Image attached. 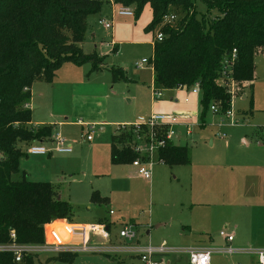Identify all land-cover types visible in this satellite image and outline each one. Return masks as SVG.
Returning a JSON list of instances; mask_svg holds the SVG:
<instances>
[{"label": "rangeland", "instance_id": "obj_1", "mask_svg": "<svg viewBox=\"0 0 264 264\" xmlns=\"http://www.w3.org/2000/svg\"><path fill=\"white\" fill-rule=\"evenodd\" d=\"M112 1L115 8L124 7L123 4ZM128 8L134 16L116 17L112 30H107L97 23L98 19L109 18V4L102 5L99 14L86 19L81 50L84 54L94 53L98 58H102L105 70L92 72L90 63L81 66L71 64L70 68L77 67L86 79L90 76H96L97 79L90 85L93 91H82L80 87V94L87 98L76 101L80 104L86 101L85 106L82 107V104L78 107L76 104L72 113L59 120L68 123L60 127V133L62 139L70 143L71 153H52L49 158L43 157L51 161L52 186L60 199L72 205L71 224H110L108 243L105 244L100 237L91 236V244L118 246L136 243L155 248L164 246L168 249L205 247L213 250L211 264H255L252 255L240 251L264 248V224L253 226L256 210L251 207L245 209L241 206V201L247 199L249 204V201L254 199L257 204L264 206L262 56L256 55L254 59L253 82L235 85L229 111L234 113V120L238 123L230 125L225 122L217 127L216 116L209 112L204 119V125L193 128L192 136L187 139L190 165L170 168L155 160L150 181L141 178L137 169L131 165L110 167L106 146L101 144L110 139L113 128L103 126L105 132L100 133V126L94 125L93 133L90 132L93 141L88 143L84 140L86 128L82 131L80 126L73 124L77 121L85 122L86 118L93 116L103 119L113 107L132 108L136 107V103L143 106V111L140 112L143 118L137 120V123L149 117L144 108L146 99H154L150 66L136 70L134 65L142 59L150 60L152 41L162 24L159 23L147 31L152 23L150 5L145 4L141 10L136 5ZM196 11L198 17L205 13L199 1H196ZM213 16L215 14L211 18ZM179 18L177 17V20ZM110 69H121L125 72L126 80L114 84L118 85V88L111 83ZM163 97L168 99L169 94H163ZM129 100L132 104L128 103ZM95 104H100V107ZM199 114L201 116V107ZM129 129L130 127L116 129L117 136L129 132ZM256 132L258 138H255V144L251 139ZM222 135L225 136L223 140L220 138ZM243 138L249 142L251 140L249 147L242 144ZM93 144L99 147L92 150L90 147ZM117 146L121 148L120 143ZM44 147L53 150L55 144L46 143ZM19 148L25 151L24 145H19ZM233 158L235 160L231 162ZM25 161L29 166L33 165L41 171L46 169V172H49L47 163H35L30 156L24 157ZM260 164L262 165L259 167ZM231 165L235 168L230 170ZM108 168L111 170L109 174L106 173ZM207 173H213L208 175H214L213 180L207 182ZM228 174H232L233 182L228 180ZM95 191L107 197L109 202L103 205L90 203V194ZM109 211L114 215L110 216ZM256 212L264 216L263 208ZM126 224L134 226L137 242L127 243L119 239V231ZM220 232L234 238L231 248L236 252L230 255L219 252L225 248V243L219 236ZM73 241L77 242L78 238L75 237ZM44 242L49 243L46 231ZM117 258L126 259L124 256ZM113 259V256L103 254L79 253L72 258L70 264H115ZM132 259L134 264H139L135 258ZM162 260L165 263L188 264L185 254L169 253L162 256ZM33 264L65 263L59 262L57 255L43 252L34 256Z\"/></svg>", "mask_w": 264, "mask_h": 264}, {"label": "trees", "instance_id": "obj_2", "mask_svg": "<svg viewBox=\"0 0 264 264\" xmlns=\"http://www.w3.org/2000/svg\"><path fill=\"white\" fill-rule=\"evenodd\" d=\"M139 10L149 4L152 23L147 31L161 23L164 16L180 17L159 30L161 42L152 46L150 68L154 90H189L200 87L201 125L216 105L220 113L230 109L231 95L221 82V66L233 50L236 61L230 78L236 85L254 79V59L264 57V0H115ZM196 1L205 9L198 17ZM103 0H0V245L9 234L16 243L40 246L44 227L53 221L71 224L72 207L62 201L49 183H33L19 170V160L33 143L52 137L51 127L33 128L29 89L34 83L51 84L65 63L75 66L90 63L92 72L104 70L102 58L84 54L81 43L86 19L101 12ZM215 14L211 18V16ZM113 83L125 81V72L110 69ZM133 128L111 137L110 163L131 165L138 155L131 148ZM145 132V128H143ZM161 134L164 133L160 132ZM120 143L121 148L117 145ZM159 163L168 166L190 165L189 150L166 141L157 151ZM107 198L98 192L90 203L103 205ZM58 261L70 264L76 255L58 254ZM24 256L21 264H33ZM10 253H0V264H14Z\"/></svg>", "mask_w": 264, "mask_h": 264}, {"label": "built area", "instance_id": "obj_3", "mask_svg": "<svg viewBox=\"0 0 264 264\" xmlns=\"http://www.w3.org/2000/svg\"><path fill=\"white\" fill-rule=\"evenodd\" d=\"M83 1H94V0H83ZM105 4L111 5V14L108 19H98V24L107 29L112 30L114 26V20L116 17L120 18H132L134 13L128 7H117L115 8L112 0H103ZM108 1V2H107ZM177 18L173 15L164 16L161 24L170 25L176 22ZM161 26V28H162ZM163 35L158 31L156 32L152 44L155 42H161ZM236 61V51L233 50L231 54L225 58L222 62L221 82L225 83L228 93L231 97L234 95L235 83L231 81L230 73L231 69ZM150 66V60L142 59L135 63L134 68L141 70L145 66ZM176 89L187 91L195 96L200 95L199 83H196L189 90H186L182 86H178ZM162 97L160 90H153V100H160ZM210 113L213 115H219L223 119L228 121V124L235 125L238 122L234 120V114L232 111H227L222 114L216 105L211 106ZM171 120V115L156 114L149 117L147 120H142L133 126V139L131 141V148L138 155L131 166L137 169V174L144 180L150 181L152 177L153 162L158 161L157 151L164 146L166 141H171L174 136L172 125L168 124ZM145 128V132L143 130ZM161 134L160 132H163ZM91 130L85 132L84 140L90 142L92 140ZM83 138V136H82ZM224 138V136H222ZM51 143L55 144L53 150L46 149L42 143L32 144L26 148V156H47L53 152L57 154H69L71 153V146L67 145L66 142L58 135L55 134L51 137ZM110 216L113 215L112 211L108 213ZM109 224L108 223H97L91 225H85L75 227L69 224L67 221H53L44 227L49 239V243L40 246H27L16 243V236L14 232L9 234V243L6 245H0V253H10L14 264H21L24 256H36L43 252L53 253L54 255L68 253L77 255L79 253H93L103 254L106 256L126 258H135L140 264H167L162 260V256H166L169 253L185 254L187 257L188 264H211L212 250H200V249H168L164 246L158 248L152 247L151 245H139V244H119L118 246L110 245H96L91 244V236L100 237L103 241L108 243L109 241ZM220 238L226 243L224 249L219 250L222 254H233L236 250L230 247L233 241L231 235H227L224 232L219 233ZM78 238L77 242H74V238ZM119 239L123 242H134L136 240L135 228L131 224H126L122 227L118 234ZM238 252V251H237ZM241 253L252 254L255 256L256 264H264V249L255 250H244Z\"/></svg>", "mask_w": 264, "mask_h": 264}, {"label": "crops", "instance_id": "obj_4", "mask_svg": "<svg viewBox=\"0 0 264 264\" xmlns=\"http://www.w3.org/2000/svg\"><path fill=\"white\" fill-rule=\"evenodd\" d=\"M152 46H153V44H152ZM258 55L262 56L261 54H258ZM263 59H264V57H263ZM71 66H72L71 64H64L56 72L55 78L51 84H45V83L37 82V83H34L31 86V88L29 89L30 100H29V103L27 104L26 107H27V109H29L31 111V122L29 124L31 127H33V128L51 127L52 136H54L55 134H58L62 138V135L60 133V127H63L64 124H68V123H64V122H61L59 120L63 116H66L67 114L69 115L70 113H72V110L76 106V104L78 107L80 105L84 104V105H82V107H84L85 103H87L86 101H84L83 103L80 104L79 102L76 101V100H82L85 97L87 98V96H85L84 94H80L81 93V92H79L80 87H82V91H87V90L93 91L92 88H90V85L93 84V82L97 79V77L96 76H90L89 79H86L83 76V74H81L82 72H80V70L77 69V67H75L76 68L75 69L74 67L70 68ZM149 70L151 72L152 87L154 88L152 69L149 68ZM99 72H101V71H99ZM111 81H112V77H111ZM111 83L113 84V86H115L114 84H118L120 82H118V83L111 82ZM108 85H109V82H108ZM115 87L118 88V85H116ZM111 89H114V88L111 87ZM160 91L162 94V97L160 100L153 101L152 99L151 100L146 99V103H145L146 105H145L144 111L146 114H149V117H151L152 115H156V114L171 115V120L168 123V124L172 125L171 127L174 131V136L171 139V142L176 146H185L188 148L187 139L192 136V129L196 128L198 126H201L200 120H199V117H200V114H199L200 95L195 96V95H193L187 91L178 90V89L160 90ZM166 93L169 94L168 99H165L163 97V94H166ZM136 102H137V100H136ZM128 103L132 104V101L129 100ZM88 104H91V102H88ZM135 105H136V107L133 106L132 108H128V107L127 108H125V107L114 108L113 107L112 110L107 111L106 118H110L107 120L105 117L103 119H99V117L93 116L90 118L89 117L86 118L87 121H85V122L77 121L73 124L80 126L82 131L84 128H86L84 130V132H88L90 130L93 132L94 125L100 126V129H99L100 133L105 132L103 126H108V127L113 128L112 129L113 131L110 135V139H107V141H105L101 144L102 146H106V153L108 152V158H109V163H110L111 137L113 135H115L116 129H118L120 127L124 128V127L133 126V125L137 124V120L143 118L140 115V112L143 111V106L142 105L139 106L138 103H136ZM95 106L100 107V104H95ZM92 109H93V106H92ZM215 116L217 118L215 126L220 127L219 125L225 124V122L228 123L226 119H223L221 117L219 118L218 115H215ZM89 124H93V125L90 126ZM222 136H224V135H222ZM222 136H220V138H222ZM256 137L258 138L257 132L253 135V137L251 139L255 144H256V142L254 140ZM223 139L224 138H222V140ZM251 140L249 142V141H247L246 138H243L242 144L244 146L249 147V145L251 144ZM92 141H93V138L90 142H92ZM65 142L67 145H70L69 142H67V141H65ZM90 142H88V143H90ZM46 143H51V140H48L45 143L42 142V145L44 146V144H46ZM33 144L35 145L36 143H33ZM97 144L96 145L93 144L90 148H92V150H94L95 147H99V145H97ZM211 145H213L212 142H211ZM53 153H55V152H53ZM55 154H57V153H55ZM51 155L52 154H49L47 156H30V157H32V161L35 163H41V164L45 163V165L47 163L49 166L48 167V169H49L48 173L46 172V169H44V171H41V170H39L38 167L35 168L33 165L29 166V164H27L26 161L24 162V157L19 160V170L25 174L26 179L29 182L49 183L52 185V183H51L52 182V174H51V168H50V165H51L50 162L51 161L47 158H43V157L49 158ZM27 157H29V156H26L25 158H27ZM234 160H235V158H233V160L231 162H233ZM261 165L262 164H260L258 166L260 167ZM111 166H113V165H111V163H110V167ZM121 166H125V165H121ZM232 168H235V166L231 165V167L229 169L231 170ZM263 168H264V166H263ZM110 172H111V170H110V168H108L106 173L109 174ZM209 174H213V173H207L206 174L207 182L213 180L214 175L209 177L208 176ZM215 174H217V173H215ZM101 176H103V175H101ZM228 180H232L231 182L234 181L232 174H228ZM95 192H98V194L101 198H107V197L101 195L99 191H95ZM92 193L93 192H91V194ZM91 194H90V196H91ZM107 200H108L107 201V203H108L109 199L107 198ZM252 200H253L252 202L249 201L250 202L249 204H248L247 199H245L244 201H241L242 202L241 206H243L245 209H248V207H251L252 209H254L256 211H258L262 208L264 209V206H260L259 204H257L256 200H254V199H252ZM62 201H65V200H62ZM89 201H90V197H89ZM65 202H68V201H65ZM69 205H71V204L69 203ZM71 207H72V205H71ZM252 209L249 208L250 211H252ZM254 210H253V212H254ZM256 211L254 213V216L252 215L255 219L253 226H261L262 224H264V218H263L264 216L262 215V213L256 212ZM71 225L75 226V227L82 226V225H78V224H71ZM146 234H148V233H146ZM233 242H234V238H233L232 243ZM231 244H230V247H231ZM225 246H226V243H225ZM188 249L211 250V249H207L205 247H190V248H187V250ZM262 249H264V248H262ZM245 254H247V253H245ZM249 255H252V254H249ZM252 256L255 258L254 255H252ZM117 257H114L115 259L112 260L115 264H134V261L131 258L125 257L126 259L119 260ZM123 260L126 263L123 262ZM167 264H172V263L167 262ZM255 264H256V259H255Z\"/></svg>", "mask_w": 264, "mask_h": 264}]
</instances>
